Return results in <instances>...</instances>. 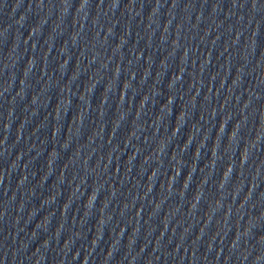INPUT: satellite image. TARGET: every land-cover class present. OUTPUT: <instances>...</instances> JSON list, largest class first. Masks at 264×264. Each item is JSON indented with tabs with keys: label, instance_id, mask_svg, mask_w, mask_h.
Here are the masks:
<instances>
[{
	"label": "water",
	"instance_id": "95a60500",
	"mask_svg": "<svg viewBox=\"0 0 264 264\" xmlns=\"http://www.w3.org/2000/svg\"><path fill=\"white\" fill-rule=\"evenodd\" d=\"M264 79V0H0V264H40Z\"/></svg>",
	"mask_w": 264,
	"mask_h": 264
}]
</instances>
